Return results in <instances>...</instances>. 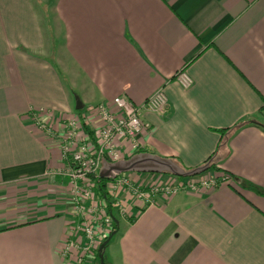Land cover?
<instances>
[{
	"label": "crops",
	"instance_id": "0c3cea01",
	"mask_svg": "<svg viewBox=\"0 0 264 264\" xmlns=\"http://www.w3.org/2000/svg\"><path fill=\"white\" fill-rule=\"evenodd\" d=\"M75 90L91 107L163 90L141 150L218 159L215 188L122 217L104 264H264V197L229 178L264 189V0H0V264H76L66 163L34 120L61 130Z\"/></svg>",
	"mask_w": 264,
	"mask_h": 264
},
{
	"label": "built area",
	"instance_id": "2783aa9c",
	"mask_svg": "<svg viewBox=\"0 0 264 264\" xmlns=\"http://www.w3.org/2000/svg\"><path fill=\"white\" fill-rule=\"evenodd\" d=\"M178 78L186 88L192 83L185 73ZM167 106L168 98L163 90L150 96L142 105L121 95L111 103H101L69 117L61 130L55 129L51 121L43 123L34 115L37 125L46 130L61 149L62 160L66 163L63 173L70 179L73 221L64 257L71 255L76 264H88L89 256L112 230L114 208L121 217L127 218L134 206L142 210L155 204L160 196L169 198L183 191L196 193L219 184L210 172L192 178L173 176L174 179L153 178L144 182L123 174L107 184L110 202L98 196L96 178L103 161L116 162L130 157L125 156L135 150L140 151L143 135L151 130V124L143 118L144 113L162 114Z\"/></svg>",
	"mask_w": 264,
	"mask_h": 264
},
{
	"label": "water",
	"instance_id": "95a60500",
	"mask_svg": "<svg viewBox=\"0 0 264 264\" xmlns=\"http://www.w3.org/2000/svg\"><path fill=\"white\" fill-rule=\"evenodd\" d=\"M76 110L81 111L85 108V104L80 97H76ZM214 159H210L204 165L194 169H186L172 158L161 157L152 152L135 153L128 158L111 162L105 159L99 171V177L105 180H115L119 176L128 173L141 174H168L179 178H192L203 175L208 172L213 164ZM119 225V222L116 221ZM115 235V232L106 240L99 248V258L101 264H104V252L109 241Z\"/></svg>",
	"mask_w": 264,
	"mask_h": 264
},
{
	"label": "trees",
	"instance_id": "16d2710c",
	"mask_svg": "<svg viewBox=\"0 0 264 264\" xmlns=\"http://www.w3.org/2000/svg\"><path fill=\"white\" fill-rule=\"evenodd\" d=\"M80 113H82V112H80ZM264 128V127H263ZM232 130V128L231 129H225V130H221V131H219V133L222 135V137H225L230 131ZM138 153H141V152H148V151H145V150H140V151H137ZM217 157V156H216ZM215 156H213V157H211V159L212 158H215L214 159V162L216 161V158ZM172 159H174V158H172ZM176 162H178L179 163V161L178 160H176V159H174ZM218 160V159H217ZM180 164V163H179ZM229 178H232L233 180H235L238 184H240V185H242L244 188H247V189H249V190H251V191H253V192H255L256 194H258V195H260V196H263L264 197V189L263 188H261V187H259V186H257V185H255V184H253V183H251V182H249V181H247V180H245V179H241V178H239V177H237V176H234V175H231V176H229ZM111 180H105V179H101L100 177H98V178H96V183H97V187H96V193L98 194V196L99 197H101V198H104L105 200H108L109 202L111 201L110 200V198H109V196H108V192H107V184L110 182ZM114 215V214H113ZM114 217V220H115V222H114V224H113V227H112V230H111V232L109 233V235L102 241V243H101V245L106 241V240H108L109 238H110V236L114 233V232H116L117 231V229H118V226H117V224H116V217H115V215L113 216ZM119 222V221H118ZM111 241V240H110ZM110 241H109V243H108V245L110 244ZM100 245V246H101ZM107 245V246H108ZM106 246V247H107ZM100 248V247H99ZM99 248L93 253V254H95V260L97 261V264H101V261H100V258H99ZM92 254V255H93ZM104 260H106L105 259V256H104Z\"/></svg>",
	"mask_w": 264,
	"mask_h": 264
},
{
	"label": "rangeland",
	"instance_id": "374dc122",
	"mask_svg": "<svg viewBox=\"0 0 264 264\" xmlns=\"http://www.w3.org/2000/svg\"><path fill=\"white\" fill-rule=\"evenodd\" d=\"M46 24L47 23H45V25ZM60 70L62 72L63 79L71 82L72 78H71V76L69 74H67V73L64 72L65 69L64 68H61ZM78 90H75L76 93L74 92V94L72 96L73 97V104H74V107L73 108H74V111H75L76 114H78L79 112L85 111V110H87V109H89L91 107L89 103H86L85 104L86 106H85V108L83 110H81V111L76 110V108H75V105H76V101H75L76 100V96L80 97V92ZM260 120L264 121V117H261ZM211 170H214V168L212 167L208 172H206L204 174L209 173ZM127 175L128 176H131V177H139V178H141V182L148 181V180H152L153 178H155V179H165V180L166 179H171V178L174 179L175 178V177H173L171 175H168V174L160 175V174L128 173ZM113 214L115 215L117 222L118 221L119 222H122L123 221V219L120 216V214L117 211V209H115V208L113 209ZM129 215H130V213H129Z\"/></svg>",
	"mask_w": 264,
	"mask_h": 264
}]
</instances>
